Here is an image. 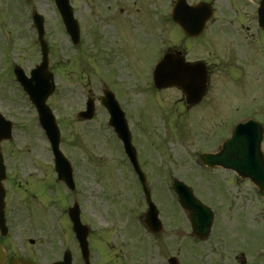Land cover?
Listing matches in <instances>:
<instances>
[{
	"label": "rangeland",
	"instance_id": "obj_1",
	"mask_svg": "<svg viewBox=\"0 0 264 264\" xmlns=\"http://www.w3.org/2000/svg\"><path fill=\"white\" fill-rule=\"evenodd\" d=\"M71 2L83 24L78 46L72 44L54 0H0V109L15 128L6 146L15 182L8 188L9 252L27 255L36 264H52L70 250L73 264H85L68 215L77 201L82 221L90 229V264H168L172 256L181 264H248L239 260L241 253L248 259L247 252L264 248L258 207L231 188L232 179L224 171L203 169L199 153L210 143L198 139L193 130L192 135L183 134L178 91L154 93V66L130 58L136 54V41L143 37L145 26L154 35L160 34L156 28H163L164 0ZM34 10L45 17L50 69L57 84L48 104L61 130V150L74 169L75 191L58 180L37 111L13 73L19 64L29 75L41 61L37 30L30 27ZM115 68L134 144L161 211L164 229L159 234L151 233L143 223L147 206L140 183L100 105L101 78L110 83L115 75L106 70ZM90 91L97 99L96 115L92 121H80L77 113L85 108ZM175 178L193 187L215 211L208 239L190 236L187 214L172 190ZM21 180L23 187L36 189L29 198L28 214L14 189Z\"/></svg>",
	"mask_w": 264,
	"mask_h": 264
},
{
	"label": "flooded vegetation",
	"instance_id": "obj_2",
	"mask_svg": "<svg viewBox=\"0 0 264 264\" xmlns=\"http://www.w3.org/2000/svg\"><path fill=\"white\" fill-rule=\"evenodd\" d=\"M176 1L164 0L165 25L160 31L166 36L164 44L158 47L155 33L145 26L143 37L136 41V54L130 58L153 64L166 54L178 56L182 67L178 89L180 120L185 133L193 130L198 139L212 146L231 135L235 119H241L237 123L254 121L260 131L264 161V0H180V25L171 17ZM115 72L110 83L103 80L102 88L113 90L122 104V91L114 87L118 83ZM228 173L231 188L258 207L264 224V177L253 181ZM12 183L15 182L8 175L4 181L7 222L12 216L8 190ZM22 185L18 181L14 186L18 203H26L34 195ZM0 241L5 242L1 236ZM247 255L244 263L264 264L261 250ZM21 256L5 249L0 264H9L12 257Z\"/></svg>",
	"mask_w": 264,
	"mask_h": 264
},
{
	"label": "water",
	"instance_id": "obj_3",
	"mask_svg": "<svg viewBox=\"0 0 264 264\" xmlns=\"http://www.w3.org/2000/svg\"><path fill=\"white\" fill-rule=\"evenodd\" d=\"M56 4L61 12L62 18L65 22L68 32L71 34L75 43H79L80 32L77 21L74 18L72 8L69 0H55ZM175 19L179 22V10H175ZM34 21L39 31V41L42 47V63L37 65L36 69L31 71V77L29 78L24 70L16 65L15 74L17 80L21 83L24 90L28 93L30 100L36 106L40 123L46 130L48 138L52 142L55 158H56V170L59 174V179L64 181L71 189L75 188L73 171L70 162L65 158L64 154L60 151V130L56 122V118L47 104L48 98L55 90L54 76L49 71V46L44 39V19L41 15L35 12ZM182 67L179 59H174L171 56H167L156 68L154 73L155 85L159 89L168 87H180L182 80ZM104 104L108 108L111 114L110 125L114 128L118 137L122 140L126 152L130 158L134 169L140 176V180L144 185L146 192V200L148 203V210L145 215L146 226L154 233L161 232L163 224L159 219V210L155 203L152 201L151 193L146 186V177L142 172L137 151L132 144V134L129 130L126 118L122 112L120 106L115 101L112 94L106 95ZM94 115V102L90 101L87 111L79 114L80 118L89 120ZM244 125H240L234 133L233 138L227 141L221 152L218 154H204L201 156L202 162L209 167L220 166L225 169H232L242 176H248L252 179L259 177L260 169L258 165L262 163V154L260 150L261 138L257 134V128H252L250 133H245ZM12 137V123L7 121L0 114V142L4 139ZM1 171H4V165H2ZM2 172H0V181L2 179ZM173 188L178 195V200L181 207L188 212L189 221L191 223L193 237L200 239H206L209 237L214 221L213 211L204 205L194 195L193 190L180 180H175ZM3 197V189L0 185V201ZM70 216L74 223V230L77 233L79 240L81 241L84 257L89 263V250L87 243V236L89 230L84 226L80 219L79 205L75 204L70 209ZM0 226L6 230L3 204L0 202ZM34 242V241H32ZM2 247L0 245V251ZM23 261V260H20ZM170 264H178L176 258L169 260ZM55 264H72V255L67 252L64 256V261L57 262Z\"/></svg>",
	"mask_w": 264,
	"mask_h": 264
}]
</instances>
